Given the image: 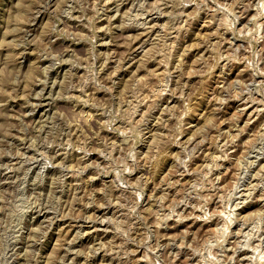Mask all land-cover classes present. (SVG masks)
I'll use <instances>...</instances> for the list:
<instances>
[{
  "label": "rangeland",
  "instance_id": "obj_1",
  "mask_svg": "<svg viewBox=\"0 0 264 264\" xmlns=\"http://www.w3.org/2000/svg\"><path fill=\"white\" fill-rule=\"evenodd\" d=\"M0 264H264V0H0Z\"/></svg>",
  "mask_w": 264,
  "mask_h": 264
}]
</instances>
